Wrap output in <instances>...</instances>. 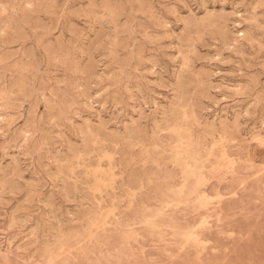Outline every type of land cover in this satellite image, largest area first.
Listing matches in <instances>:
<instances>
[{"label": "rangeland", "instance_id": "obj_1", "mask_svg": "<svg viewBox=\"0 0 264 264\" xmlns=\"http://www.w3.org/2000/svg\"><path fill=\"white\" fill-rule=\"evenodd\" d=\"M0 264H264V0H0Z\"/></svg>", "mask_w": 264, "mask_h": 264}]
</instances>
